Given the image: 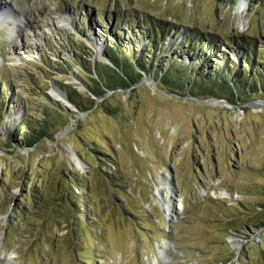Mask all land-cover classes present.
Listing matches in <instances>:
<instances>
[{
  "label": "rangeland",
  "instance_id": "1",
  "mask_svg": "<svg viewBox=\"0 0 264 264\" xmlns=\"http://www.w3.org/2000/svg\"><path fill=\"white\" fill-rule=\"evenodd\" d=\"M245 1L242 23L238 0L1 10L11 20H0V264H254L264 254L254 227L264 221V0ZM152 26L158 47L144 35ZM116 43L141 78L121 86L99 67L109 91L95 98L80 62L97 76ZM201 75L216 89L194 82ZM26 125L47 136L27 148ZM168 195L182 205L173 219Z\"/></svg>",
  "mask_w": 264,
  "mask_h": 264
},
{
  "label": "trees",
  "instance_id": "2",
  "mask_svg": "<svg viewBox=\"0 0 264 264\" xmlns=\"http://www.w3.org/2000/svg\"><path fill=\"white\" fill-rule=\"evenodd\" d=\"M83 29L84 28H82V30ZM155 33H156V29L152 26L149 29L148 35H146V33L145 34L143 33V34L150 39L149 44H151L152 46L154 45V46L158 47V45H159V44H157L158 40L157 41L155 40V35H157V34H155ZM191 43H192V47H191L192 50L196 51V48H195L196 45L193 42H191ZM114 46L116 47L115 50H113V48L111 47L107 51V58L109 59L110 66H108L107 64H103L102 62L97 63V66H96V68H98L97 76L95 75V72H94L95 70L93 69V65H91V63L86 60L85 56H84V60H82L80 62V65L82 66L83 70H85V72L87 73L86 81L88 83L89 90L93 94V97H95V98H102V96L106 93L105 91H103L102 88H104L107 92L109 91L108 88H106L108 86H106L105 82L101 79V76L99 74V70H100L99 67L100 68L104 67L111 74H113V76L119 78L120 81H122L119 84L121 86H124L127 84L135 85L138 82V80L141 78V75L134 71V69H135L134 65H136V63H134L133 61H131L130 63L129 62H123V60H122L123 54H122L121 50L118 49V48H120V46L118 44H117V46L116 45H114ZM249 47H250V45H248V48ZM142 69L145 71L146 68H142ZM170 72H171V69H170V67H168L167 71L165 72L166 74H164L165 76L160 77L161 79H163L164 83H166L164 78L168 77ZM202 78H206L208 81L205 82L206 80H202ZM200 80H202V81L200 82ZM107 81H109V79ZM194 82H196V83L204 82V85H208L209 87L214 88V89H216V87H217L216 83H211L210 78H208L207 76H204V75H201V76L195 78ZM104 86H106V87H104ZM127 87H128V85H127ZM110 90H112V89H110ZM77 98H78V96L72 95L71 99L76 101ZM90 103L92 105V101H90ZM1 108H2V106H1ZM27 128H28L27 130L29 133H23L22 137H21L22 143L27 148L33 147L35 144L39 143L43 138H45L47 136V131L42 127L36 128V127L27 126ZM78 187L80 188V185H78ZM254 227L255 228H261V227L264 228V221L258 222V224L254 225ZM254 264H264V254L260 255V257L258 259L256 258Z\"/></svg>",
  "mask_w": 264,
  "mask_h": 264
},
{
  "label": "bare ground",
  "instance_id": "3",
  "mask_svg": "<svg viewBox=\"0 0 264 264\" xmlns=\"http://www.w3.org/2000/svg\"><path fill=\"white\" fill-rule=\"evenodd\" d=\"M10 1L11 0H0V20L1 21H9L11 20V17L9 15V13L5 12L4 11H1L4 9H7L9 8L10 6ZM246 5H247V2L245 0H238L236 6H235V14L239 17L240 19V23H242V17L243 15L245 14L246 12ZM2 8V9H1ZM22 22V21H21ZM7 24V23H6ZM14 24V23H13ZM12 25V24H11ZM20 30V27L16 26L15 24L10 28L9 30V33L8 35L11 37V38H14L13 36H15L18 31ZM203 194L205 195L206 194V191L203 192ZM219 196L224 198L227 196V194L225 192H220L219 193ZM163 200H165L164 202L167 203L166 204V212L169 213V216L173 219V217H175L177 215V213L181 212L182 210V205H179V207H175V209L173 208V204H172V201H171V197L168 195V196H165L163 197ZM177 217V216H176ZM171 219V220H172ZM12 257H8V260H7V263H5L4 261L2 262L3 264H9L8 262L10 261ZM156 264H159L158 262H156Z\"/></svg>",
  "mask_w": 264,
  "mask_h": 264
}]
</instances>
